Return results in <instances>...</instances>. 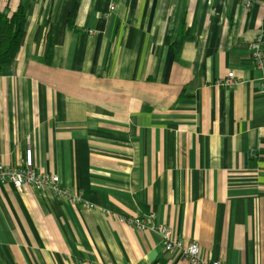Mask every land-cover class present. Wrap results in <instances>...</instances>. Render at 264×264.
Instances as JSON below:
<instances>
[{
	"label": "crops",
	"instance_id": "0c3cea01",
	"mask_svg": "<svg viewBox=\"0 0 264 264\" xmlns=\"http://www.w3.org/2000/svg\"><path fill=\"white\" fill-rule=\"evenodd\" d=\"M248 1L0 0L25 12L0 70V166L31 149L76 199L0 186V264H189L110 217L151 214L203 260L264 264V73L249 49L264 48V0Z\"/></svg>",
	"mask_w": 264,
	"mask_h": 264
},
{
	"label": "built area",
	"instance_id": "2783aa9c",
	"mask_svg": "<svg viewBox=\"0 0 264 264\" xmlns=\"http://www.w3.org/2000/svg\"><path fill=\"white\" fill-rule=\"evenodd\" d=\"M229 1V0H226ZM242 5L245 9L251 7V3L248 0H234ZM110 11L114 10L113 6H110ZM250 58L252 64L257 70L264 73V48L261 36L253 40L249 46ZM235 84L233 80V74L228 73L225 78L215 81L217 87L231 88ZM261 87L264 89V79L262 78ZM10 185L16 190H21L24 187L43 190L48 189L52 191L57 197L63 199H69L75 203L76 199L69 197L66 189L62 188L57 176H52L49 173L40 171L34 164V159L31 149H27L24 153V160L20 166L6 167L0 166V186ZM88 209H93V205H89ZM118 224H127L129 227L135 229L138 232L155 231L158 232L163 241V249L166 252L177 250L181 251L189 264H222L218 261H206L200 257V248L197 243L190 242L184 244L176 240L172 232L164 227L158 226L154 223V216L148 215L145 217H132V218H120L116 216H110Z\"/></svg>",
	"mask_w": 264,
	"mask_h": 264
},
{
	"label": "trees",
	"instance_id": "16d2710c",
	"mask_svg": "<svg viewBox=\"0 0 264 264\" xmlns=\"http://www.w3.org/2000/svg\"><path fill=\"white\" fill-rule=\"evenodd\" d=\"M25 25V12L20 6L11 15L0 13V70L3 66L13 62L19 52L22 34ZM44 57L47 61L53 57V38L50 23L46 24ZM181 42H175L173 48L175 54H179Z\"/></svg>",
	"mask_w": 264,
	"mask_h": 264
}]
</instances>
